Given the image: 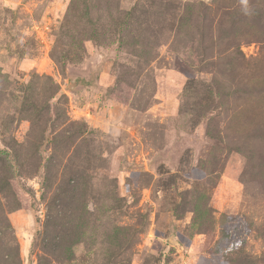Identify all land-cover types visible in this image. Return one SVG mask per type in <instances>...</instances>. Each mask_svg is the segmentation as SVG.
Masks as SVG:
<instances>
[{"label":"rangeland","instance_id":"rangeland-1","mask_svg":"<svg viewBox=\"0 0 264 264\" xmlns=\"http://www.w3.org/2000/svg\"><path fill=\"white\" fill-rule=\"evenodd\" d=\"M0 264H264V0H0Z\"/></svg>","mask_w":264,"mask_h":264}]
</instances>
